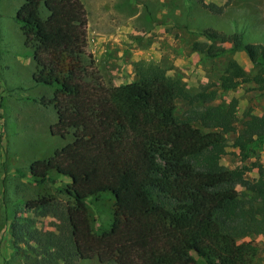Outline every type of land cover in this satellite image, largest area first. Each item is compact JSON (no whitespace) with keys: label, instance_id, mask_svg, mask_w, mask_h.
Returning a JSON list of instances; mask_svg holds the SVG:
<instances>
[{"label":"trees","instance_id":"trees-1","mask_svg":"<svg viewBox=\"0 0 264 264\" xmlns=\"http://www.w3.org/2000/svg\"><path fill=\"white\" fill-rule=\"evenodd\" d=\"M230 1L206 7L221 13ZM15 19L32 49L33 81L52 89L42 100L56 112L50 132L70 138L49 157L32 161L28 174L34 183L58 177L68 181L64 241L69 246L67 252L59 248L61 263L53 264H251L262 248L236 237L264 233V167L248 180L220 163L228 135L235 134L233 106L210 105L214 90L202 86L191 94L157 68L132 82L105 83L88 51L81 0H24ZM201 36L204 41L193 46L195 51L210 58L242 51L257 68L249 74L230 61L219 87L249 81L263 85L264 44L212 28ZM180 102L188 106L182 117ZM262 139L264 112L249 115L231 145L245 150ZM104 194L114 200L112 222L97 234L86 202ZM50 203L41 197L25 207L34 211ZM17 225L12 223L13 232Z\"/></svg>","mask_w":264,"mask_h":264},{"label":"rangeland","instance_id":"rangeland-1","mask_svg":"<svg viewBox=\"0 0 264 264\" xmlns=\"http://www.w3.org/2000/svg\"><path fill=\"white\" fill-rule=\"evenodd\" d=\"M23 1L0 0V264L61 263L58 250L62 247L67 252L69 246L64 241L68 227L64 210L71 202L65 193L68 181L58 177L34 183L28 174L32 161L49 157L70 138L50 132L56 112L42 100L51 96L52 89L33 81L32 49L25 45L15 19ZM81 2L87 13L88 51L105 83L132 82L147 69L157 68L191 94L206 86L207 91L215 92L210 105L221 109L233 106L235 134L249 115L264 112V83L259 86L249 81L232 89L217 85L230 61L249 74L256 72L242 51L210 58L193 49L204 41L201 32L206 28L230 35L239 32L246 42L264 44V0H231L221 13L211 12L206 5L219 7L225 0ZM224 45L228 47L230 42ZM187 110L185 103L178 104L179 117ZM235 134L228 135L220 163L254 180L258 167H264V139L240 150L231 145ZM41 197L51 199L47 208L26 209V202ZM86 206L92 230L97 234L106 231L112 222L111 195L90 198ZM13 222L19 223L16 232L11 229ZM236 240L257 242L262 251L251 264H264V233L239 235ZM73 264L101 263L76 260Z\"/></svg>","mask_w":264,"mask_h":264}]
</instances>
